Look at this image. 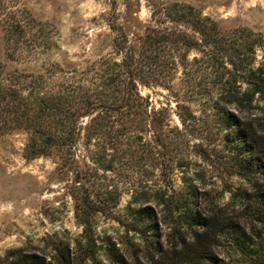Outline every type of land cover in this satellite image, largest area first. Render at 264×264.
Masks as SVG:
<instances>
[{
	"label": "trees",
	"instance_id": "1",
	"mask_svg": "<svg viewBox=\"0 0 264 264\" xmlns=\"http://www.w3.org/2000/svg\"><path fill=\"white\" fill-rule=\"evenodd\" d=\"M148 1L143 30L130 33L117 17L111 50L95 58L52 62L39 72L9 71L0 58V138L23 130L25 158H52L59 174L76 173L71 196L82 226L72 240L50 241L48 252L20 246L0 255V264H264V38L244 26L223 31L191 3ZM15 2L0 0L8 42L30 29ZM141 85L168 89L186 109L177 112L183 123L195 117L194 102L219 112L235 151L233 172L246 182L230 190V202L175 185L171 173L182 164L171 153V107L153 106ZM255 108L263 115L244 119L235 111ZM122 184L131 197L121 216ZM162 213L172 219L168 247L158 239ZM98 215L120 223L132 215L128 229L147 253L128 256L111 238L100 240ZM222 240L242 261L218 256Z\"/></svg>",
	"mask_w": 264,
	"mask_h": 264
},
{
	"label": "rangeland",
	"instance_id": "2",
	"mask_svg": "<svg viewBox=\"0 0 264 264\" xmlns=\"http://www.w3.org/2000/svg\"><path fill=\"white\" fill-rule=\"evenodd\" d=\"M178 1L195 5L216 20L223 31L244 26L264 38V0ZM13 8L20 10L23 24L30 27L29 33L24 38L14 37L18 42H8L6 29L0 26V58L7 70L21 72L43 71L57 61L95 58L111 50L110 24L117 17L118 23L126 25L130 33L142 31L151 18L148 0H118L117 5L111 0H17ZM258 54L261 60L263 52L260 50ZM140 90L153 106L171 107L174 127L171 153L182 164L171 173L175 185L192 184L203 197L215 203L230 202V190L246 182L233 172L235 151L225 140L226 130L219 112L194 102L191 106L195 117L183 123L177 112L186 109L177 107L168 89L141 85ZM235 111L244 119L263 115L261 108ZM26 141L23 130L0 138V255L20 246L48 252L50 241L72 240L82 232L71 196L76 173L59 174L52 158H25ZM156 174L161 178L159 171ZM121 186L123 196L117 215L122 216L129 212L131 193L127 185ZM208 208L204 201L202 210ZM226 210L233 216L239 213L233 205ZM130 217L120 223L98 215V236L100 240L111 238L128 256L133 257L138 251L143 256L147 253L146 243L138 233L128 229L132 226ZM171 222L170 217L161 214L158 239L166 247L174 240ZM259 240L264 245V232ZM215 251L230 263L243 259L225 240Z\"/></svg>",
	"mask_w": 264,
	"mask_h": 264
}]
</instances>
